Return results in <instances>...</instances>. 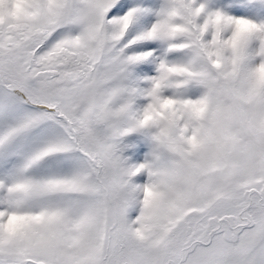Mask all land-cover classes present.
<instances>
[{"label": "snow or ice", "instance_id": "obj_1", "mask_svg": "<svg viewBox=\"0 0 264 264\" xmlns=\"http://www.w3.org/2000/svg\"><path fill=\"white\" fill-rule=\"evenodd\" d=\"M0 264H264V0H0Z\"/></svg>", "mask_w": 264, "mask_h": 264}]
</instances>
